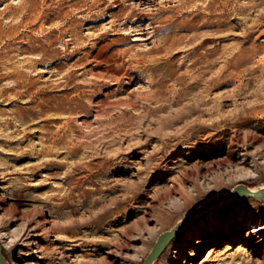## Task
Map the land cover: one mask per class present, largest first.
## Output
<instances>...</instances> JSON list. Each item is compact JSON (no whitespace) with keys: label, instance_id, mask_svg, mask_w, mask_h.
<instances>
[{"label":"rangeland","instance_id":"rangeland-1","mask_svg":"<svg viewBox=\"0 0 264 264\" xmlns=\"http://www.w3.org/2000/svg\"><path fill=\"white\" fill-rule=\"evenodd\" d=\"M35 1L30 11L28 0H0V195L16 211L12 217L0 210V243L12 246L3 249L10 264H144L159 236L198 205L239 184L264 186V0H230L215 9L206 0L187 8L174 0H120L124 11L160 7L157 18H163L153 37L131 35L122 44L111 43L125 36L118 31L123 21L110 26V13L118 10L113 0ZM164 10L175 21L194 17L196 28L168 29ZM169 31L179 40L168 52H149ZM203 36L216 37L207 50L218 60L205 74L203 57L189 67L202 53L192 47ZM125 47L132 55L119 56ZM232 52L242 55L228 62ZM182 89L190 95L177 100ZM198 95L206 101L202 123L197 113L161 124ZM213 119L222 121L219 127L203 126ZM247 133L257 138L246 149L252 156L245 167L228 171L223 186L192 191L187 204L169 193L172 184L187 191L203 186L204 175L187 174L225 156L230 140L241 143ZM163 138L172 145L166 160L156 161ZM255 158L260 167L252 165ZM224 220L239 230L234 247L226 248V232L218 242L208 241L193 263L264 264V233L250 236L249 243L243 239L247 230L264 226V201L254 197L226 200L194 217L154 264H183L176 258L190 255L182 249L191 248L182 246L191 233L213 236L204 227L221 232Z\"/></svg>","mask_w":264,"mask_h":264},{"label":"bare ground","instance_id":"bare-ground-1","mask_svg":"<svg viewBox=\"0 0 264 264\" xmlns=\"http://www.w3.org/2000/svg\"><path fill=\"white\" fill-rule=\"evenodd\" d=\"M174 1H177L178 2V6H179V8H181V7H184V6H186V8L188 7V5H190V3H195L196 5H197V1H199V0H174ZM230 0H206V1H204L205 3H206V7L208 8V9H215L218 5H220L221 4V6H222V4H227L228 2H229ZM113 3H114V7L112 8V9H114V8H117L118 10L117 11H112V13H110L111 15H110V17H111V21H110V26L113 28V27H116L118 24H117V22L119 23L120 21H123V22H120L119 23V25L118 26H120V28H119V30L118 31H120V30H122V31H124L125 32V36H123V37H118L117 36V38H115V39H113L112 40V42L111 43H118V44H122V43H124L125 41H127V39H128V36H131V35H139V36H141V34H152L151 36H149L148 38H151V37H153L154 36V34L156 33V31H157V26H156V23L157 22H159V21H161L162 19H160L159 20V18H157L158 17V13L161 11V9H160V7L158 8V7H155V8H153V9H150V10H147V9H142V10H140V11H134V10H126V11H124L123 10V4H121L120 3V0H113ZM108 5V4H107ZM36 1L35 0H28V2H27V4H26V8L28 9V10H30V11H34V9L36 8ZM109 6V5H108ZM110 6H111V4H110ZM113 6V5H112ZM177 7V6H176ZM234 7V6H233ZM108 8H110V7H108ZM178 8V9H179ZM185 8V9H186ZM243 9H246V8H244L243 7ZM163 10V9H162ZM169 10H171V9H169ZM168 10V11H169ZM182 10H183V8H182ZM121 11H124V12H121ZM165 11V10H164ZM168 11H165V13H164V17H165V19L166 20H169V19H171V22H170V25L167 27L168 29H171L172 30V28H178V29H195L196 28V25H197V19H195L194 17L193 18H182V19H180V20H174V16L171 14V13H169ZM161 16H163V15H161ZM196 16H200V14H196ZM222 17V16H221ZM136 20H140V21H143V23L142 24H140V25H138V26H134V21H136ZM204 20L206 21V22H208V23H212V18H209V17H207V16H204ZM219 20H222V18L221 19H219ZM146 21H148L149 22V24H148V26H145V24H144V22H146ZM165 21V20H164ZM109 25V24H108ZM108 28H109V26H108ZM111 29V28H110ZM167 29V30H168ZM248 29V28H247ZM115 30H116V28H115ZM263 31H264V29H263ZM105 33H106V31H105ZM122 33V32H121ZM252 33V32H251ZM263 33V32H262ZM246 34L247 35H251L248 31H246ZM121 35V34H120ZM165 37H164V41L162 42V43H160L161 44V46L160 45H154V46H152L151 47V50L149 51V52H152V51H154V50H156V51H165L166 53L168 52V50H169V48L171 47V46H173L174 45V43H176L177 42V40H179V39H176V34H174V33H172V32H170L169 31V33L168 34H166V35H164ZM136 39L138 40V39H140V37L139 38H137L136 37ZM162 39V38H161ZM214 41H216V37H214V36H203V37H201L197 42H194L193 40H192V42L191 43H193L194 42V44H193V50H195V49H202V53H201V55L200 56H196V57H194V58H192V62L190 63L191 65L189 66V67H191V66H197V64L198 63H201V62H199L202 58L201 57H203L204 59H205V64H207V66L205 67V70L203 71V74H205L206 72H207V70H211L213 67L215 68L217 65H218V60H217V57H216V54L215 53H212L211 52V50L209 51V50H207V48H208V44H210V43H212V42H214ZM108 42V41H107ZM110 43V44H111ZM96 44V43H95ZM106 44V43H105ZM104 44V45H105ZM107 45H109V44H107ZM215 46V45H214ZM105 47V46H104ZM123 47V46H122ZM216 48V47H215ZM118 49V48H117ZM105 50H106V48H105ZM242 51H244V50H242ZM115 52V51H114ZM135 52V51H134ZM102 53V52H101ZM136 53H139L140 54V52H138V51H136ZM135 53V55H138V54H136ZM198 53V52H197ZM107 54V53H106ZM119 56H124V55H126L127 56V54H130V55H132L131 54V48H123V49H119V52L117 53ZM199 54V53H198ZM108 55V54H107ZM142 55V54H141ZM241 55H242V53L240 52L239 54L238 53H231L230 55H229V57H227V61L228 62H233V60H235V61H237L240 57H241ZM134 56V55H133ZM142 56H144V55H142ZM102 57V56H101ZM108 57H109V55H108ZM125 57V56H124ZM132 57V56H131ZM130 57V58H131ZM135 57V56H134ZM139 57H141L140 55H139ZM98 57L97 56H94V59L97 61L96 63H100V62H102L103 63V61L104 60H99V58L97 59ZM116 58V57H115ZM117 58H118V56H117ZM130 58H127L128 60H130ZM132 59V58H131ZM110 60V59H109ZM116 60V59H115ZM123 60H126V59H122V61ZM133 60H134V58H133ZM105 61H107V60H105ZM110 61H112V60H110ZM127 61V60H126ZM131 61V60H130ZM137 61V63H138V60H136ZM140 61V60H139ZM112 62H114V61H112ZM112 62H110V63H112ZM120 62V61H119ZM132 62V61H131ZM125 63H127V62H125ZM202 63H203V61H202ZM107 64H108V62H107ZM117 64H118V62H117ZM120 64V63H119ZM132 64H134L133 62H132ZM204 64V65H205ZM110 65V64H109ZM113 65H114V63H113ZM126 65V64H125ZM134 65H136V62H135V64ZM97 66V65H96ZM117 67H119L118 65H116ZM115 66V67H116ZM128 66V65H127ZM126 66V67H127ZM130 66V65H129ZM98 67V66H97ZM114 67V68H115ZM204 67V66H203ZM194 68V67H193ZM123 69V68H122ZM124 69H125V67H124ZM127 69V68H126ZM139 69V68H138ZM188 69V68H187ZM191 69V68H190ZM91 70V69H90ZM96 71V70H95ZM92 72V71H91ZM99 72V71H98ZM104 72V71H103ZM107 72V71H106ZM106 72H105V74H106ZM109 73H112V71L111 72H109ZM216 73V72H215ZM94 74V73H93ZM108 74V73H107ZM114 74V73H113ZM113 74L110 76V77H112L113 76ZM108 75H110V74H108ZM107 75V76H108ZM102 77H105L104 76V74H102L101 75ZM114 76H117V75H114ZM99 77V76H98ZM102 77H100L101 79H102ZM202 78V77H201ZM113 79H115V77H112V80ZM119 79V78H118ZM117 79V80H118ZM200 79V78H199ZM202 80V79H201ZM89 81V80H88ZM95 81H97V80H95ZM100 81V80H99ZM102 81V80H101ZM104 81V80H103ZM114 81V80H113ZM217 81H216V78L215 77H213V79H212V82H210L211 83V85H212V87L213 86H216V83ZM89 83V82H88ZM91 83V82H90ZM95 83V82H94ZM197 83H199V80L197 81ZM96 84V83H95ZM161 84V83H160ZM94 85V84H93ZM97 85H98V83H97ZM163 85V84H162ZM161 85V86H162ZM209 86H210V84H209ZM94 87H95V85H94ZM90 88V87H89ZM88 88V89H89ZM91 88H92V86H91ZM162 89V88H161ZM160 89V90H161ZM93 90H94V88H93ZM93 93H94V91H92ZM157 92H159V91H157ZM154 94V93H153ZM152 94V95H153ZM157 94V93H156ZM160 94V93H159ZM184 94H189L190 95V92L189 91H187V89H182L181 91H177L176 92V95H175V97L174 98H176L177 100L178 99H180ZM152 95H150V96H152ZM159 96V95H158ZM158 96H155L154 98H156V97H158ZM194 96H196V95H194ZM76 97V96H75ZM74 97V98H75ZM73 98V99H74ZM77 98V97H76ZM75 98V99H76ZM153 98V99H154ZM159 99H160V97H158ZM118 101H120V100H118ZM118 101H117V104H118ZM75 102V101H74ZM121 102V101H120ZM119 102V103H120ZM113 103V102H112ZM75 104H76V102H75ZM113 104H116V103H113ZM204 104H206V101L202 98V97H200V95H198L195 99H194V101H192L190 104H188V107H183L181 110H179V111H177V112H173L172 114L170 113L168 116H166L165 118H164V120L161 122V124L163 125V124H172V123H176V122H179V121H181V120H183V119H185V118H187V117H191V116H193V115H196L197 113H199V115L197 116V121H200V123H202L201 122V120H202V116L203 115H206L207 113L206 112H204V111H202L201 110V106L202 105H204ZM101 105V104H100ZM165 105L164 104H162L161 106L159 105V108H162V107H164ZM82 107V106H81ZM84 108H85V106H84ZM218 108H219V106L217 105V104H215V105H213V112H211V115H214L215 113H216V111L218 110ZM79 109H82V108H79ZM83 110H85V109H83ZM88 110V109H87ZM92 110V109H91ZM90 110V111H91ZM100 110V109H99ZM101 110H103L102 108H101ZM67 111V110H66ZM77 112V111H76ZM80 112H82V111H80ZM102 112V111H101ZM107 112V111H106ZM71 113H73V112H71ZM71 113H69V114H71ZM83 113V112H82ZM84 114H86V113H84ZM91 114V113H90ZM222 121L221 120H211V123H209L208 125L207 124H203V126L204 127H206V128H210V129H214L216 126L217 127H219V125H220V123H221ZM173 125V124H172ZM158 129H160V127H158ZM157 129V130H158ZM201 129H199L198 131H200ZM234 132H236V129H234L233 130ZM167 134V133H166ZM214 134H216V133H209L208 134V137H209V135H214ZM160 135H161V133H160ZM168 135H169V133H168ZM253 135V134H252ZM250 135L249 133H247V134H245L244 135V137L240 140V142L241 143H239L238 141H236L235 139H231L230 140V142H229V144H228V147H229V149L227 150V154L225 155V156H223V157H220V158H216V159H213L209 164H200V165H197L196 166V170H195V172H192L191 174H187V176L188 177H191V176H199V175H204V177H205V181H204V183H203V186H200L199 184H197L196 186H195V189H193V190H190V191H187V190H184V188H179L178 186H176V185H174V184H172L171 186H170V189H169V193H171V192H173V193H176V194H180V200L181 201H183L185 204H187L192 198H193V194H192V191L193 192H195V191H197L198 193H202L204 190L206 191L208 188H211V187H220V186H223L224 184H225V182H226V174H228L229 172L228 171H232V169L233 168H243V167H245L247 164H248V159L252 156V155H250L248 152H247V147L248 146H250L257 138H256V136L255 135ZM169 136H171V135H169ZM189 136L190 137H193V136H195V132L194 133H190L189 134ZM236 136H238V135H236ZM172 137V136H171ZM173 137H176V136H173ZM172 137V138H173ZM201 137V136H200ZM240 139V138H239ZM164 142H163V147H161V148H159V150H158V152L161 154L158 158H156V161H165L166 160V158H167V156L164 154V152L165 151H167L168 150V148L169 147H171V143H170V140L169 139H162ZM191 139L189 138V139H187V140H185L186 142L187 141H190ZM180 142H178V143H175L176 145H178ZM184 143V142H183ZM260 146H261V148L262 147H264V139H262L261 141H260ZM242 150L241 152H240V154L239 155H236V151H238V150ZM257 151H259V150H257ZM73 152H76L75 150L73 151ZM260 152H262L261 150L258 152V153H256V155H257V158L259 157V159L260 158H262V156H261V154H260ZM264 156V155H263ZM254 157V156H253ZM264 158V157H263ZM254 162L255 163H253L252 165H257L258 167H260V162H258L257 160H256V158L254 159ZM157 164V163H156ZM160 165V164H159ZM224 165L225 166H227V168L226 167H224ZM89 167V166H88ZM192 170V169H191ZM193 171V170H192ZM245 174V172L243 173V175ZM239 176H241V175H239ZM200 177V176H199ZM242 177V176H241ZM246 177H247V175H246ZM194 178H196V177H194ZM199 179V178H198ZM198 181V180H197ZM200 183H202L203 181H199ZM141 185V184H140ZM133 187H134V185H133ZM142 187V186H141ZM248 187V186H247ZM139 188L140 187H138V189L137 190H139ZM251 191H253V192H257V191H259L260 189H264V186H262V187H260V188H251V187H248ZM142 189V188H141ZM168 191V190H167ZM254 198H257V197H254ZM6 199L3 197V196H1L0 195V210H2V209H5L6 210V212H8L12 217H14L15 215H14V213H16V211H15V209H14V207H12V206H4L3 205V203H4V201H5ZM122 199L121 198H118L117 199V202H119V201H121ZM261 200H263L264 201V199H261ZM211 201V200H210ZM207 202H209V201H207ZM207 202H205V203H207ZM205 203H203V204H200V205H198L196 208H198V207H201L202 205H204ZM149 206H150V204H149ZM179 206V204L178 203H175L174 204V207H178ZM150 207H153V206H150ZM149 215H150V213H151V211H148L147 212ZM230 223L228 222V220H224V223H223V231H219V232H216V231H211L210 232V228H209V226H205L204 227V230H207L209 233H213V236H210V234H209V236L206 234V233H204L203 232V235L202 236H200V237H198V238H196V237H194V233H191V235L189 236V243L187 244V245H184V246H182V247H187V248H191V250H187V249H185V248H183L182 250V252H184V251H186L187 253L189 252V256L188 257H185V258H182V259H180V258H176L177 260H181V262L183 263V264H194L193 263V261L195 260L194 258L195 257H197V256H199V254L202 252V250L204 249V245L208 242V241H210V240H213V241H215V242H218L219 240H221V238H222V235L223 234H226V232H227V234L230 236L229 238L231 239V241L230 242H228L226 245V248L227 249H232L234 246H233V242L232 241H234L235 239H236V237L238 236V234H239V230H236V229H234L233 227L231 228L230 226ZM215 226V224H213V227ZM217 228H218V226H217ZM221 228V227H220ZM249 231V232H248ZM259 233H264V226L261 224V225H259V226H257V227H255V228H253L252 230H247V234H245V236H243V239L244 240H246V241H248V243L250 242V238L251 237H254V236H256V234H259ZM255 234V235H254ZM251 236V237H250ZM209 238V239H208ZM1 245H2V249H6V250H8L9 248H11L12 246H10L9 244H6V242L3 244V243H1ZM254 247H256V243L254 244ZM215 250H216V248H214ZM239 249V248H238ZM212 251H214V250H212ZM212 251H210V253L212 252ZM14 264H20V263H18V262H15ZM175 264H178V263H175Z\"/></svg>","mask_w":264,"mask_h":264},{"label":"water","instance_id":"water-1","mask_svg":"<svg viewBox=\"0 0 264 264\" xmlns=\"http://www.w3.org/2000/svg\"><path fill=\"white\" fill-rule=\"evenodd\" d=\"M240 197H257L260 199H264V189H260L257 192L251 191L245 184H239L233 190L225 195L219 196L201 207H198L189 213H187L184 218L171 230L163 233L159 236L157 242L153 246L151 252L146 257L144 264H154V261L162 255V253L165 251L168 244L176 237V235L190 223V221L196 217L197 215L206 212L210 208L220 204L223 201L230 200L233 198H240ZM0 264H10L2 249V245L0 243Z\"/></svg>","mask_w":264,"mask_h":264}]
</instances>
